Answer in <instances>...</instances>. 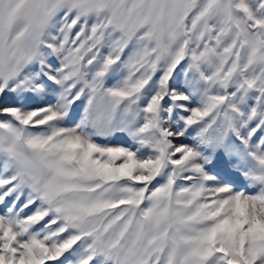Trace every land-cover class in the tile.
I'll return each instance as SVG.
<instances>
[{"label":"snow or ice","instance_id":"snow-or-ice-1","mask_svg":"<svg viewBox=\"0 0 264 264\" xmlns=\"http://www.w3.org/2000/svg\"><path fill=\"white\" fill-rule=\"evenodd\" d=\"M0 264H264V0H0Z\"/></svg>","mask_w":264,"mask_h":264}]
</instances>
